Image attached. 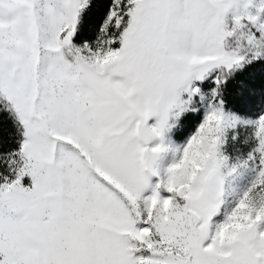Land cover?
Here are the masks:
<instances>
[{
    "label": "snow or ice",
    "instance_id": "1",
    "mask_svg": "<svg viewBox=\"0 0 264 264\" xmlns=\"http://www.w3.org/2000/svg\"><path fill=\"white\" fill-rule=\"evenodd\" d=\"M0 264H264V0H0Z\"/></svg>",
    "mask_w": 264,
    "mask_h": 264
}]
</instances>
